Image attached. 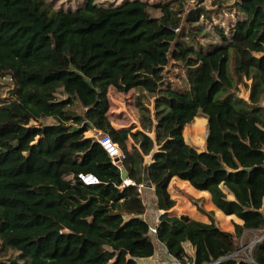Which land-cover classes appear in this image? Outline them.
Here are the masks:
<instances>
[{
  "label": "trees",
  "instance_id": "obj_1",
  "mask_svg": "<svg viewBox=\"0 0 264 264\" xmlns=\"http://www.w3.org/2000/svg\"><path fill=\"white\" fill-rule=\"evenodd\" d=\"M95 1L62 11L47 0H0V78L13 82L0 105V252H17L0 264H139L155 241L184 264H264V236L251 260L227 258L245 231L264 230V0H236L240 16L230 34L216 25L217 38L205 28V0L188 9V0ZM171 62L186 86L166 80ZM109 87L136 92L138 129L111 124ZM198 116L206 118L204 151L183 138ZM24 117L54 122L24 125ZM90 129L117 143L119 166L84 136ZM121 169L135 185H122ZM79 173L99 182L84 184ZM144 174L161 211L154 234L141 218ZM173 178L207 191L242 223L230 232L212 218L173 215Z\"/></svg>",
  "mask_w": 264,
  "mask_h": 264
},
{
  "label": "rangeland",
  "instance_id": "obj_2",
  "mask_svg": "<svg viewBox=\"0 0 264 264\" xmlns=\"http://www.w3.org/2000/svg\"><path fill=\"white\" fill-rule=\"evenodd\" d=\"M125 0H96L95 3L98 6H116L124 2ZM149 4H155L159 3L161 1L165 0H145ZM236 0H224L223 6L224 9L220 12H217L214 8L215 6L212 5V0H205L204 6L210 10L209 13L212 17V23H206L205 22V28L213 35H217V31L215 26L222 27L224 29V32L226 34H230V27L234 23V21L240 16L235 13L234 8L232 4ZM47 2L56 10H62V11H73L77 8L82 7L87 0H47ZM197 3V0H188L185 9H188V7H192ZM150 15H158L159 12L154 10L152 7L149 8ZM216 37V36H215ZM217 38V37H216ZM201 43H205V38H199ZM166 80L170 82L173 86H186V76L184 75V70L178 68V66H175L172 64V62L166 67ZM13 88V82L9 77L0 78V105L2 102L9 100V91ZM248 88L244 86H240L238 90V95L241 96L244 99H248ZM136 95V92L134 90H130L127 93H122L116 91L115 88L109 87L107 97L109 100V110L107 112L108 117L110 119V122L113 126L121 125L122 127H129L134 126V130L139 128L138 123V112L134 105V96ZM57 98H65V95L62 91H59L57 93ZM152 105H150V108ZM201 118L202 121H199L197 124L195 121L197 118ZM196 117L191 123L187 124L183 129V138L184 140L197 148L199 151L205 150V139L207 136V124H206V118L203 116ZM24 125H36L37 123L41 124H49L53 123L54 120L52 118H45L39 120V122H36L32 120L31 117H24L21 121ZM73 128H76L77 126L75 124H72ZM121 128V127H120ZM101 133L100 131H96L95 129H90L84 133L85 137H90L93 139H97L100 137ZM145 160H149V157H145ZM178 181L182 183H178ZM178 181L172 182L170 181L168 185V192L170 189V197L175 196V206L170 209V212L172 214L179 215L180 211L184 209L186 206L189 205H197L196 209L197 211L200 210L199 207L202 209L208 208L209 206L205 204L203 197L196 198L195 196L189 194L188 190H191L190 192H200V193H207V191H200L197 189H194L192 186H190L185 180L179 179ZM185 181V182H184ZM187 186V187H186ZM150 188V187H149ZM152 193V192H151ZM149 193V190H144L142 194V201L144 202L145 207L148 208L149 212L151 214L155 213L156 211V198L154 194ZM208 197V193H207ZM199 202H201L200 206H198ZM196 203V204H195ZM211 205V209L214 210V207ZM206 214H203L199 211V213L206 216L207 222L210 221L212 218L215 222V224L222 230L225 231H234L233 223L236 222L235 217L227 216L223 214L221 211L214 213L213 211H206ZM253 233L252 232H245L243 233L239 240L240 243L238 247L240 248L241 244H245L246 242H249L252 239ZM188 248V247H187ZM238 248V249H239ZM237 249V250H238ZM189 250V249H187ZM236 250V251H237ZM235 254V253H234ZM250 255V251L244 252H237L236 256L238 258H243L246 255ZM17 255V252L14 250H6L0 252V259L6 260L11 259Z\"/></svg>",
  "mask_w": 264,
  "mask_h": 264
},
{
  "label": "crops",
  "instance_id": "obj_3",
  "mask_svg": "<svg viewBox=\"0 0 264 264\" xmlns=\"http://www.w3.org/2000/svg\"><path fill=\"white\" fill-rule=\"evenodd\" d=\"M114 127L115 128H120L122 126L121 125H116ZM145 161L147 163L149 162V160L148 161L145 160ZM178 180H179L178 178H173L172 179V182L178 181ZM178 183H182V182L178 181ZM146 189L149 190V193L152 192L154 194L152 185H151L150 188H146ZM188 191H189V194L195 196L196 198L203 197L205 204L209 206L208 208H204V210H206V211H213L214 213L220 212V210H218L213 205V203L211 202L210 195H209L208 192H207L208 193V197H207V193H205V194L204 193H200V192L193 193V192H190L191 190H188ZM169 193H171L170 192V189H169ZM171 198H173L174 200H176L175 196H171ZM211 203H212V205L214 207V210L211 209L212 208L211 205H210ZM200 204H201V202H199L198 206H200ZM196 206L197 205H189V206H186L184 209H182L180 211L179 215H176V214H173V215H176V216L187 215L188 217H190L192 219L199 220V221H202V222H205V223H209L206 220V216L203 215V214H201V213H199V211H197ZM160 212L161 211L158 210L157 207H156L155 213L151 214L149 212L148 208L145 207V212L141 215V218L144 219L145 221H147L149 223V225H156L158 223V216H159ZM230 216L236 218V223H239V224L242 223V221L240 219H238L236 216H234V215H230ZM245 232H250V231H245ZM252 233L255 234L254 232H252ZM183 247H184L186 253L188 254V256L193 257V254H194L193 248L189 244H187V243H184L183 244ZM187 249H189V250H187ZM138 262H139V264H184L180 260H178L175 257H173L172 255H170L168 253L167 249L165 248V246L162 243L157 242V241H155V253L152 256H150V257L138 259Z\"/></svg>",
  "mask_w": 264,
  "mask_h": 264
},
{
  "label": "built area",
  "instance_id": "obj_4",
  "mask_svg": "<svg viewBox=\"0 0 264 264\" xmlns=\"http://www.w3.org/2000/svg\"><path fill=\"white\" fill-rule=\"evenodd\" d=\"M97 142L100 144V146L106 151V153L108 154V156L111 158L112 163L119 166L122 159L124 158V154L121 151L120 147L117 145V143H115L114 141H112V139L107 135V134H103L100 135V137L97 138ZM78 178L87 185L90 184H96L99 182L98 178L96 176H94L93 174H82L79 173L78 174ZM122 185L123 186H128V185H135L133 181H131L129 178L126 179H122ZM146 189L145 184H139L137 185V191L139 192V194L142 196L143 191ZM156 225H150L149 229L150 232L152 234H154L156 232ZM264 236V230H261L260 232H257L255 234H253L252 239L249 242H246L245 244H241L240 248L235 251L232 254H229L227 256V258H235L237 259L238 257L236 256L237 252H244L246 253V251H250L251 249L263 238ZM242 258V257H241ZM183 259L185 261H187L186 257H183ZM243 259L245 260H251L250 255H246L245 257H243ZM189 261H187L186 263H188Z\"/></svg>",
  "mask_w": 264,
  "mask_h": 264
},
{
  "label": "water",
  "instance_id": "obj_5",
  "mask_svg": "<svg viewBox=\"0 0 264 264\" xmlns=\"http://www.w3.org/2000/svg\"><path fill=\"white\" fill-rule=\"evenodd\" d=\"M121 178H122V179H126V178H128V177H127V173H126L125 170H123V169H121ZM144 182H145V186H146V188L151 187V183H150V181L148 180L146 174H144Z\"/></svg>",
  "mask_w": 264,
  "mask_h": 264
}]
</instances>
